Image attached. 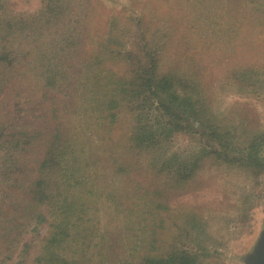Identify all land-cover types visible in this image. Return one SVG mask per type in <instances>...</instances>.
<instances>
[{"label": "trees", "instance_id": "1", "mask_svg": "<svg viewBox=\"0 0 264 264\" xmlns=\"http://www.w3.org/2000/svg\"><path fill=\"white\" fill-rule=\"evenodd\" d=\"M100 6L44 0L22 23L0 0V264H216L209 221L173 203L206 168L264 179V130L216 105V50L202 29L169 30L171 51L139 26L146 43L124 51L120 33L134 28ZM91 17L104 33L83 27ZM252 18L232 48L253 59L233 73L249 81L264 78V21ZM197 132L215 145L169 161L166 133Z\"/></svg>", "mask_w": 264, "mask_h": 264}, {"label": "rangeland", "instance_id": "2", "mask_svg": "<svg viewBox=\"0 0 264 264\" xmlns=\"http://www.w3.org/2000/svg\"><path fill=\"white\" fill-rule=\"evenodd\" d=\"M256 1L262 5L259 14L256 12ZM101 2L99 12L104 20L116 18L121 31L122 26H128L126 23L130 22L132 29L135 30L133 35L127 33L125 28L120 33L125 34L127 38L123 42L124 51H135L139 38L140 42L146 43L142 31L137 33L139 26L149 28L152 34L149 39L151 45L154 42L159 44L161 38L165 36L166 45H169L167 48L171 51L178 43V28L181 31L185 24L190 26L194 23L200 30L202 29L206 37L201 38H207L216 50L214 60L217 65L213 69L214 72L209 74L210 87L214 88L218 100L216 105L221 107L222 111L231 107L240 110L241 107L242 113L252 120L254 129L264 130V78L249 81L250 79L244 80L240 77V74L233 77L235 71L251 65L253 59L251 57L243 59L234 55L232 51L239 34H244L254 25L251 24L255 22L252 17L263 16L264 21V0H101ZM6 3L22 23L25 22L23 21L25 18H21V15H34L44 8V0H4V5ZM161 4L165 12L160 15L158 8ZM92 24L94 21L91 17L88 24L83 27L87 30H97V33L106 31L105 22L94 24L97 29ZM169 30L171 32L175 30L178 34L170 38L167 33ZM113 35L117 36L115 33ZM211 92L213 94V89ZM155 126L161 130V126ZM163 138L167 140L164 152L169 161L180 157L187 159L194 154L201 155L202 148H212L215 145L212 139L202 138L200 132L194 136L166 133V137ZM261 156L264 158V146ZM5 159V154L0 155V168H4ZM199 174L200 176L195 179L198 183L192 182L182 195L177 196L173 204L177 206L179 203H188L209 221L206 233L213 241L209 245L203 244L209 247L211 254H217L216 264H264V179L250 177L249 173L247 175L251 179L248 178L249 183H244L243 179L234 173L226 179L227 175L215 168H206ZM253 192V195L249 194ZM249 196L250 203L247 202ZM48 235L46 225L36 241L39 242ZM38 250V246H34L29 257H36Z\"/></svg>", "mask_w": 264, "mask_h": 264}]
</instances>
